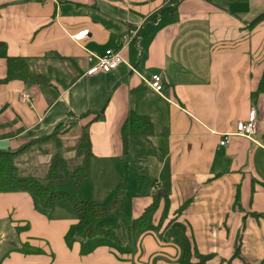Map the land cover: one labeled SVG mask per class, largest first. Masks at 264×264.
I'll return each mask as SVG.
<instances>
[{
	"label": "crops",
	"instance_id": "1",
	"mask_svg": "<svg viewBox=\"0 0 264 264\" xmlns=\"http://www.w3.org/2000/svg\"><path fill=\"white\" fill-rule=\"evenodd\" d=\"M262 13L264 0H0L7 54L47 78L0 81V150L73 119L60 137L77 142L101 111L88 126L89 176L58 189L66 184L71 198L100 206L117 201V212L98 223L106 227L112 216L121 224L106 227L119 241L80 239L69 202L43 208L28 192H0V264H185L183 236L192 264H264V20L250 25ZM106 50L123 62L87 74L91 54ZM151 74L160 75V93L144 84ZM252 108V138L231 135L220 145ZM130 114L148 117V137L122 132ZM53 151L31 155L29 170L17 166L34 175ZM158 189L165 197L151 223L125 241V227Z\"/></svg>",
	"mask_w": 264,
	"mask_h": 264
},
{
	"label": "trees",
	"instance_id": "2",
	"mask_svg": "<svg viewBox=\"0 0 264 264\" xmlns=\"http://www.w3.org/2000/svg\"><path fill=\"white\" fill-rule=\"evenodd\" d=\"M262 20H264V13L256 16L250 25H254ZM0 58L5 61V75L0 81L6 82L21 79L24 81L32 80L38 83L47 82V78L44 76L33 74L28 70L24 58L9 56L6 51V45L2 41H0ZM101 113V111L97 113L81 127V134L75 147V156L78 159L75 167L68 165L59 149L53 153L42 176L23 174L19 170L16 160L24 148L41 142L42 140H48L56 135L58 136V134H63L73 123H76V119H73L64 127L59 125L51 134L31 141L17 150H0V192H28L43 208H52L59 200H65L70 203L72 211L77 215L78 223L76 234L78 238L86 239L94 236H103L104 238L119 241L116 232L112 228L101 227L98 223L102 218L117 212V201L106 207L100 206L89 200L73 199L67 192L58 189V184L62 180L71 179L75 183H78L89 176L93 155L90 149L88 126L92 121L100 117ZM87 115L89 113L82 114L80 118L86 117ZM122 132L148 137L152 132L151 122L147 116L130 114L123 123ZM123 139L124 144H126V139ZM57 146H59V141H57ZM161 197H165L164 194H162L160 189L156 190L151 202L144 208L141 214L133 218L129 225L125 227V241L128 242L131 240L135 232L144 229L151 223ZM182 244L185 253V264H192L190 261L191 248L187 238L184 236L182 237ZM238 251L239 246L237 242L232 258L239 256ZM208 257L198 255V262H203ZM227 264H229V261Z\"/></svg>",
	"mask_w": 264,
	"mask_h": 264
},
{
	"label": "built area",
	"instance_id": "3",
	"mask_svg": "<svg viewBox=\"0 0 264 264\" xmlns=\"http://www.w3.org/2000/svg\"><path fill=\"white\" fill-rule=\"evenodd\" d=\"M168 1V0H167ZM88 29L80 30L73 34L71 37L74 41H80L87 35ZM136 31L129 30L127 34L124 35L126 41H132L135 39ZM96 62L89 67L86 71L87 74L91 75L98 71L108 72L115 69L120 63L123 62L122 57L117 52H112L111 50H106L102 55H93ZM131 70L133 68L131 67ZM144 84L147 88L151 89L156 93H160L162 89L161 79L159 74H151L148 78H145ZM29 97V94L22 92L21 99L25 101ZM257 129V115L256 110L252 108L249 112L247 119L240 120L235 124V130L233 133H225L219 141L220 145H225L229 141L231 135H239L247 138H252L253 134ZM154 189V187H153Z\"/></svg>",
	"mask_w": 264,
	"mask_h": 264
},
{
	"label": "rangeland",
	"instance_id": "4",
	"mask_svg": "<svg viewBox=\"0 0 264 264\" xmlns=\"http://www.w3.org/2000/svg\"><path fill=\"white\" fill-rule=\"evenodd\" d=\"M57 141H59V146H57ZM76 140L71 138L68 139V141H65V143L63 144L62 142V137H60V134H58V136H54L48 140H42L41 142H37L36 144L30 145L26 148H24L22 150V152L20 153V155L18 156L16 163L19 162L20 164L18 165L20 168H24V167H28V170L30 168V165H32L34 163V158L30 159L29 157L32 156H36L38 154V152H42V151H47L50 152L51 150L53 151V146L55 147V151H57V149L60 150V153L63 157H65L64 159L67 161L68 165L70 167H75L76 164L78 163V159H76L74 150L76 147ZM53 151V152H55ZM37 167V166H36ZM40 167V165H39ZM44 168L43 170H39V168L37 167V171L35 172V176H42L45 172ZM28 170H21V172L23 174H26L28 172ZM27 171V172H26ZM35 171V170H34ZM65 188H68V186L66 184H62L60 186V190H65ZM67 190V189H66ZM107 225L106 227H117V225H121L120 222L118 221L117 218H113L112 216L109 218H106L105 221H103V225Z\"/></svg>",
	"mask_w": 264,
	"mask_h": 264
}]
</instances>
